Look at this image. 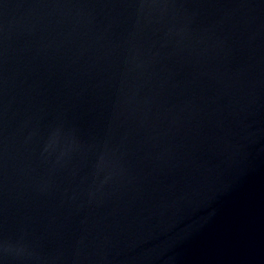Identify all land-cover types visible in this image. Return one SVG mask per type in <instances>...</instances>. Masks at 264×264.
Wrapping results in <instances>:
<instances>
[{
  "label": "water",
  "instance_id": "water-1",
  "mask_svg": "<svg viewBox=\"0 0 264 264\" xmlns=\"http://www.w3.org/2000/svg\"><path fill=\"white\" fill-rule=\"evenodd\" d=\"M0 264H264V0H0Z\"/></svg>",
  "mask_w": 264,
  "mask_h": 264
}]
</instances>
